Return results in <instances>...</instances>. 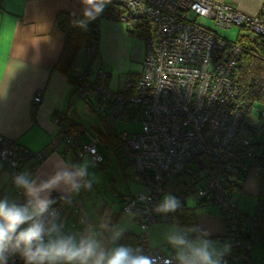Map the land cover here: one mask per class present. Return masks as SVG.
Returning <instances> with one entry per match:
<instances>
[{"label":"built area","instance_id":"obj_1","mask_svg":"<svg viewBox=\"0 0 264 264\" xmlns=\"http://www.w3.org/2000/svg\"><path fill=\"white\" fill-rule=\"evenodd\" d=\"M110 5L117 7L116 19L126 28L131 27V19L149 28L138 74L128 76L120 91L108 87L107 74L101 69L95 79H87L86 69L71 75V81L77 96L88 105L95 104L99 114L140 122L138 132L118 133L122 157L143 187L128 196L122 208L141 229L138 253L149 264H176L174 256L148 245V234L153 223L169 219V213L157 211L168 195L169 182L191 166L198 168L202 183L192 193L197 201L213 204L223 218L229 250L222 264H244L251 247L245 239L248 226L230 185L238 175L244 178L250 171L264 170V150L256 142L260 129L254 128L255 136H240L244 112L237 101L235 70L252 40L264 43V0L256 15L215 0H107L95 19L109 18L105 8ZM190 14L207 18L216 27L237 26L236 40L227 41L198 25ZM94 46L83 44L82 49ZM32 100L40 104L41 94ZM59 136L60 143L78 158L88 155L92 162L103 163L99 137L87 133L88 142L78 145L77 137L63 126ZM43 156L41 151L2 139L0 159L9 164L17 194L23 189L16 187L14 177L23 173L32 178L35 166L24 172L23 165Z\"/></svg>","mask_w":264,"mask_h":264},{"label":"crops","instance_id":"obj_2","mask_svg":"<svg viewBox=\"0 0 264 264\" xmlns=\"http://www.w3.org/2000/svg\"><path fill=\"white\" fill-rule=\"evenodd\" d=\"M215 1L228 2L245 14L256 15L262 0ZM86 8L84 0H0V138L16 141L33 152L44 153L42 160L36 165L34 158H30L23 165L24 172H27L31 165L35 166L32 179L36 184L46 182L58 172H75L80 169L78 163H68L70 152L65 155L60 153L62 143L59 132L61 124L76 123L74 116L81 102L90 108L93 104L88 105L77 96L69 76L88 69L87 79H95L97 72L94 78H90V68L95 62L97 71L101 69L107 74L105 80L108 87L120 91L128 76L135 77L138 74L145 55L144 37L129 35L125 24L120 20L101 18L98 20L99 38L94 48H81L67 73L54 70L53 66L61 55L64 44V33L54 26V18L60 12L71 16L82 14ZM36 93L41 94L40 104L32 100ZM259 114L262 117V111H259ZM60 117L63 123L58 120ZM81 130L77 136L81 135ZM87 133L89 132L83 135L87 137ZM80 139L81 137L79 141ZM100 141L102 142L101 137ZM259 148L264 150V145L260 143ZM84 156L91 161L88 155ZM81 182L82 179L77 181L78 184ZM259 184L258 172L250 171L241 188L234 191L243 212L252 213ZM51 190L68 196L69 204L78 188L61 182L42 193L41 198H47ZM0 192V199H7L12 203L14 187L11 184V169L9 164L1 159ZM23 198L27 203L29 197L24 190ZM125 215L120 217L114 230ZM56 217L53 216L47 227H57ZM205 232L209 233L207 238L214 241L217 247L225 245L223 222L217 223L215 231ZM195 233L199 234L198 231ZM52 235L55 237L58 233L53 232ZM250 244L245 264H264V228ZM166 255L175 257V251L174 254Z\"/></svg>","mask_w":264,"mask_h":264},{"label":"trees","instance_id":"obj_3","mask_svg":"<svg viewBox=\"0 0 264 264\" xmlns=\"http://www.w3.org/2000/svg\"><path fill=\"white\" fill-rule=\"evenodd\" d=\"M105 10L108 12L110 19H116V6L110 5L105 8ZM81 21L84 22L85 26L82 27L80 25ZM130 23L131 27L127 28L129 35L136 37H145L149 33V28L147 27V25H145L140 20L131 19ZM54 26L64 33V44L61 55L54 64L53 69L63 73H67L76 54L82 48L83 44H97L99 38L98 20H96L95 18L87 19L84 13L71 16L67 13L60 12L54 18ZM235 77L238 86L237 101L239 108L244 112L245 116V113L249 112L256 105L262 107V127L264 128V43H262L258 39H254L248 44L247 49L241 54L240 58L238 59L237 67L235 70ZM69 78L71 79V76H69ZM61 119L62 118L60 117V120ZM118 119L126 118L117 117L111 114L102 115L101 123L103 128L97 127V133L99 135V139L101 137L102 141L109 144V146L115 152L117 158L121 160L123 157L119 148V132H116L114 128L115 122ZM126 120L134 121L130 117H128ZM60 123H63V121L61 120ZM61 125L65 127L66 132H71L77 137L76 142L78 145H82V142L79 141V136H77V134L80 132L79 124L67 122V125ZM253 132L254 128L244 124L243 120L240 126V136H255ZM2 139L0 138V145L2 144ZM69 151V147L62 145V148L60 150L61 154L65 155ZM41 160H36L37 162H35L34 165L39 163ZM79 160L80 158L75 156L74 151L71 150L70 156L67 160L68 163L71 165H77ZM123 163L128 165L126 161ZM259 176V192L256 204L254 205V209L251 214L243 212V219L248 226V233L245 236V239L249 241V243L257 238L264 228V170L259 172ZM244 178L238 175L235 180L231 181L230 186L233 193L235 190H239L241 188ZM201 184L202 183L198 168H193L191 166L189 169L183 170L177 176L172 178V180L168 184V192H170L169 195H172L179 200L180 207L174 212H169L170 216L167 221L182 224L183 226H185L186 232L189 229H195V221L190 208H188L184 202V198L185 196L191 194L193 190L199 187ZM127 197L128 196H126L122 200L123 205ZM47 199L51 200L52 203L49 205L48 212L45 213L43 217L39 218L43 220L46 226H48L52 222L53 216L56 215L60 210H62V208H64V206L69 202L68 196H65L57 190H51L48 194ZM12 203L18 205L26 204V201L23 198V193L17 194L16 191H14ZM198 203H204V201H198ZM123 213L124 212L121 209L119 213H113V215L109 218L107 216L104 218L103 215H100L99 236L104 240L103 247H105V244L113 238L114 227ZM219 215L221 221L223 222V218L220 213ZM187 235L189 238H195L197 236L195 232H187ZM139 237L140 233L134 234L130 231H125L118 238V242L121 245L131 247L132 249L139 252ZM212 237L216 239L219 238V236ZM5 260L6 264H25L24 258L19 253H13L11 251L5 253ZM10 260H13V263H11Z\"/></svg>","mask_w":264,"mask_h":264},{"label":"clouds","instance_id":"obj_4","mask_svg":"<svg viewBox=\"0 0 264 264\" xmlns=\"http://www.w3.org/2000/svg\"><path fill=\"white\" fill-rule=\"evenodd\" d=\"M87 5L85 17L94 19L103 11L107 0H84ZM80 25L83 27L84 22ZM86 172L83 168L75 172L61 171L46 182L36 184L26 174L14 177L16 187L22 188L29 200L24 205L10 203L0 199V264H6L5 253H19L25 264H149L148 259L137 250L125 245H117L110 249L103 247L98 241L82 237L77 240L71 235H57L59 229L49 228L40 217L48 212L52 203L41 194L63 182L72 188H78V180L83 179ZM180 202L172 195H165L157 207L160 213L174 212ZM189 229L187 232H196ZM187 232L176 229L169 235L168 241L175 249L176 264H222V258L229 250L228 245L217 247L207 238L209 233H199L190 239ZM121 233L115 232L114 239Z\"/></svg>","mask_w":264,"mask_h":264},{"label":"rangeland","instance_id":"obj_5","mask_svg":"<svg viewBox=\"0 0 264 264\" xmlns=\"http://www.w3.org/2000/svg\"><path fill=\"white\" fill-rule=\"evenodd\" d=\"M189 17L198 25L210 29L227 41L234 42L238 36L239 28L237 26L225 29L214 26L213 22L207 18L193 14H190ZM96 65L97 63L95 62L93 66L91 65L90 78H94L97 72ZM259 111H261V107L256 105L249 112L245 113L244 124L260 129L256 142L264 145L263 118L259 114ZM101 117L102 115L96 110L95 104L90 108L81 102L75 113L74 120L80 125L83 133L89 132L95 137L97 136V127L103 128ZM114 128L116 132H138L140 130V122L137 119L134 121L118 119L115 122ZM83 133L79 135V138L81 137L80 142L87 143L88 139ZM98 151L104 157L101 165L89 161L87 156L78 161L79 167L85 170L86 175L79 184L78 191L71 197L70 203L56 214V228L59 231L54 233H58V235H71L77 240L82 237L91 238L103 246L104 240L99 236L100 215H103L105 218L107 215L112 216L113 213H119L123 207L122 200L126 196L140 191L143 187L133 179L132 166L124 164L125 159L123 158L119 160L109 145L102 141L98 147ZM69 155L70 153H68ZM184 202L193 214L195 227L199 233L215 231L217 223L222 224L219 212L213 204L208 202L198 203L193 193L185 196ZM123 214L126 215L116 226L113 237L115 232L123 230L139 234L141 229L133 222L132 215L129 213ZM176 229L186 231L185 226L182 224L170 221L153 223L149 229L148 245L150 247L159 246L165 254H174L175 249L170 245L168 237ZM117 245H121L118 239L112 238L105 244V248L110 249Z\"/></svg>","mask_w":264,"mask_h":264}]
</instances>
